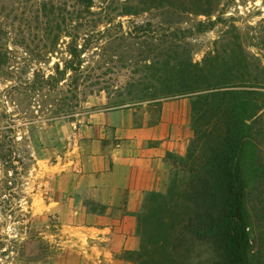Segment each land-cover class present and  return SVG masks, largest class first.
<instances>
[{
	"label": "rangeland",
	"instance_id": "374dc122",
	"mask_svg": "<svg viewBox=\"0 0 264 264\" xmlns=\"http://www.w3.org/2000/svg\"><path fill=\"white\" fill-rule=\"evenodd\" d=\"M123 3L125 0H95L93 15L85 19L90 24L80 29L92 35L93 44L86 56L91 79L81 85L79 114L74 119H52L57 92L47 89L33 98L21 88V94L11 99L5 89L37 72L54 74L58 62L63 66L71 38L62 34L53 43L47 30L60 25L74 32L81 5L78 0H0V124L13 120L25 126L19 135L29 137L37 160L26 185L33 212L31 227L41 232L46 240L42 246H47L41 249L38 241L26 240L22 264H79V260L95 264L94 242L81 243L72 231L73 226L88 221L108 225L109 216L123 208H110L92 195L95 188L110 187L115 181L110 176L115 157L144 150L141 140L131 145L120 132L138 138L142 128L159 123L165 104L178 102L182 108L184 104L189 107L190 139L193 137L189 97L165 98L160 103L146 99L155 84L152 63L162 46L156 39L158 33L170 40L174 29H182L189 36L170 45L189 50L194 61L203 62L211 53H230L242 46L264 66V0H215L207 14L190 1L186 4L191 10L166 6L138 14H126ZM69 83L71 79L66 81L67 90L71 89ZM67 95L71 94L67 91ZM34 114L36 121L29 124V116ZM146 144L151 147L158 141L150 139ZM4 211L0 206V240L2 248L9 250L3 254L0 249V258L20 264L13 258L16 252L11 249L15 248L7 238L19 233L14 227L17 223ZM199 251L201 256L195 252L194 264L216 260L211 244L201 243Z\"/></svg>",
	"mask_w": 264,
	"mask_h": 264
},
{
	"label": "trees",
	"instance_id": "16d2710c",
	"mask_svg": "<svg viewBox=\"0 0 264 264\" xmlns=\"http://www.w3.org/2000/svg\"><path fill=\"white\" fill-rule=\"evenodd\" d=\"M135 1L125 0L126 14L166 6L191 10L188 1L207 14L215 2ZM78 3L81 7L74 32L60 25L47 30L53 43L62 34L71 38L63 66L58 62L54 74L37 72L5 89L11 99L21 94V88L33 98L47 89L57 92L58 106L49 116L52 119H74L79 114L81 85L91 79L86 56L92 35L80 29L90 24L85 19L93 15L95 0ZM182 32L174 29L170 40L157 34L162 46L152 63L155 84L146 99L160 103L165 98L189 97L194 135L185 154L167 153L172 165L169 187L166 192L147 194L136 213L140 246L125 255L134 264H194L195 252L201 256L203 243L211 244L217 253L212 264H264V66L242 46L230 53H211L203 62L194 61L189 50L170 45L189 36ZM69 79L71 89L67 90ZM35 116H29V124L35 123ZM22 128L25 126L13 120L0 124V206L8 219L17 223L14 227L19 233L7 238L15 248L11 249L16 252L13 258L20 264L25 259L26 240L38 241L41 249H47L42 246L45 237L31 227L33 212L26 185L37 160L29 137L19 135ZM3 244L0 240L1 253L6 254L9 249L4 250ZM9 262L0 258V264Z\"/></svg>",
	"mask_w": 264,
	"mask_h": 264
},
{
	"label": "crops",
	"instance_id": "0c3cea01",
	"mask_svg": "<svg viewBox=\"0 0 264 264\" xmlns=\"http://www.w3.org/2000/svg\"><path fill=\"white\" fill-rule=\"evenodd\" d=\"M169 103L163 106L162 116L155 126L141 129V136L122 133L128 141H142V153H122L115 157L113 171L115 181L110 187L95 188L92 195L96 200L112 206L122 205L113 215L108 225L97 226L88 221L81 226H73V234L78 236L81 243L94 242L95 264H133L125 256L126 251L137 250L140 246V237L137 234L136 213L141 210L145 196L150 191L166 192L170 182L171 163L167 160V152L185 154L190 141V128L188 122L189 107ZM169 107H175L167 112ZM171 118L167 119V114ZM150 139L158 141L151 147L147 146ZM121 197H123L121 199ZM122 202V203H121ZM91 247L93 245L90 244ZM79 264H84L79 260ZM85 264H90L87 261Z\"/></svg>",
	"mask_w": 264,
	"mask_h": 264
}]
</instances>
